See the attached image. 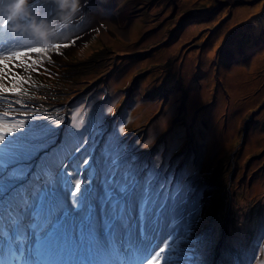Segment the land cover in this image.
I'll return each instance as SVG.
<instances>
[{
  "label": "rangeland",
  "instance_id": "1",
  "mask_svg": "<svg viewBox=\"0 0 264 264\" xmlns=\"http://www.w3.org/2000/svg\"><path fill=\"white\" fill-rule=\"evenodd\" d=\"M91 11L97 14L93 27L85 28L82 39L54 64L41 66L39 74L10 67L26 80L32 77L27 83H17L20 95L34 91L33 96L49 99L38 115L53 127L62 121L63 113L72 114L62 139L69 129H80L86 113L95 107L115 118L114 136L100 152L103 161L115 158L108 148L120 144L121 138L122 143L129 140L124 134L131 131L136 152H157L156 167L164 157L166 172L175 167L193 172V161H186L185 153L198 157L196 175L210 178L206 175L209 162L214 169L221 167L225 146L226 156L233 161L224 171L233 195L230 223L241 234L257 232L264 223V96L236 125L242 103H235L233 94L241 88V78L252 75L253 63H264V0H97L86 7L85 14ZM239 12L242 15L237 17ZM41 71L51 75L46 77ZM91 80H95L89 85L93 88L87 85ZM0 83L10 87L13 81L5 78ZM131 89L132 98L125 106ZM156 91L168 98L161 112L163 99H143ZM73 94L76 100H88L87 105H69L66 97ZM214 100L221 105L214 108L212 118L209 109ZM250 119L253 122L247 125ZM236 132L239 135L234 137ZM73 137L68 136L66 142ZM87 140L86 149H93L95 155L91 135ZM250 143L256 145V152L240 162L239 153ZM126 148L120 153L125 155ZM232 181H238L237 187L231 186ZM217 183L212 181L214 187ZM197 197L201 212L194 237L215 243L224 220V192L208 189ZM240 244L229 238L219 249L218 264H233L234 257L242 254ZM210 259L206 264H213Z\"/></svg>",
  "mask_w": 264,
  "mask_h": 264
},
{
  "label": "snow or ice",
  "instance_id": "2",
  "mask_svg": "<svg viewBox=\"0 0 264 264\" xmlns=\"http://www.w3.org/2000/svg\"><path fill=\"white\" fill-rule=\"evenodd\" d=\"M54 47L62 54L61 45ZM30 52L45 50L0 49V80L13 81L10 87L0 83V93L16 97L10 106L19 105L0 119V252L7 238L9 246L20 248L19 264H206V246L194 237L201 205L193 197L192 171L161 181L134 157L119 155L104 159L101 171L94 161L89 166L94 150L85 149L87 139L66 150L73 133L69 129L60 138L56 129L62 121L53 127L16 118L30 115L17 83L32 77L12 72L9 61L15 58L20 63L13 67L39 74L44 61L21 60ZM103 122L101 113L93 144ZM81 152L87 158L76 155ZM165 229L169 235L160 246ZM137 250L142 254L133 262L129 257Z\"/></svg>",
  "mask_w": 264,
  "mask_h": 264
},
{
  "label": "bare ground",
  "instance_id": "3",
  "mask_svg": "<svg viewBox=\"0 0 264 264\" xmlns=\"http://www.w3.org/2000/svg\"><path fill=\"white\" fill-rule=\"evenodd\" d=\"M12 2L13 0H0V8L3 4L5 6V13L0 14V28H3L2 31L6 33L4 36L0 35V49L23 50L30 47L44 48L51 44H59L61 45L59 52L64 53L73 44H76L81 40L80 37H76L73 40L74 43H72L73 41L70 43H61L60 41L65 37L66 32L73 31L79 26L80 27L77 29L82 28V31H84L85 28L90 29L93 27L97 19V14L95 11L84 14L85 8L91 5L92 2H97V0H80L79 11H82V13L77 15L75 14V16H73L67 23L61 20V16L64 13L58 9V6L54 3V0H33L32 3H30V0H26L23 13L15 19H10L6 10ZM240 12L237 14V17L242 15ZM32 24L40 26L45 35L41 37L34 33L30 27ZM17 25L19 27H16L15 30H13V28ZM65 44L70 46L63 47ZM44 50L45 52L38 53V56L35 58L36 60L46 59L49 57L50 59H54L57 55V49L55 47L52 50ZM29 54H35V52H30ZM21 60L26 63H31L32 61V59L27 60L26 56L21 57ZM18 62L19 61L13 58L11 61H9V67ZM251 72L252 75L249 74V76L241 78V88L235 90V93L233 94L234 102L242 103V113L237 116L235 120L236 125H238L240 120L244 117V113L255 107L264 96L263 86L260 88V86L264 83V63L258 66L256 62H254L250 73ZM2 104L3 102H0V105ZM238 135L239 132H236L234 137ZM255 146V144L250 143L248 146H246L243 153H239L238 158H240V162L245 156L256 152ZM237 185L238 181L231 182L232 187H237ZM168 235V230L165 229L163 237L161 238L160 246H163V241L168 238ZM119 254L121 255L123 253Z\"/></svg>",
  "mask_w": 264,
  "mask_h": 264
},
{
  "label": "clouds",
  "instance_id": "4",
  "mask_svg": "<svg viewBox=\"0 0 264 264\" xmlns=\"http://www.w3.org/2000/svg\"><path fill=\"white\" fill-rule=\"evenodd\" d=\"M26 0H13L10 6L7 7V12L10 19H15L24 11V5ZM54 3L58 6V9L64 13L61 16V20L65 23L69 22L73 16L80 10V0H54ZM18 25L13 28L15 30ZM31 29L37 35L43 37L45 33L41 30L40 26L36 24L30 25Z\"/></svg>",
  "mask_w": 264,
  "mask_h": 264
}]
</instances>
